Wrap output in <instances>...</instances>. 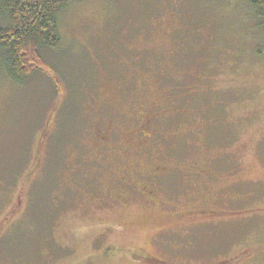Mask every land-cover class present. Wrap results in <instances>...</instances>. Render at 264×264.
<instances>
[{
	"label": "rangeland",
	"instance_id": "rangeland-1",
	"mask_svg": "<svg viewBox=\"0 0 264 264\" xmlns=\"http://www.w3.org/2000/svg\"><path fill=\"white\" fill-rule=\"evenodd\" d=\"M256 23L249 0L72 1L46 69L0 74V264H264Z\"/></svg>",
	"mask_w": 264,
	"mask_h": 264
},
{
	"label": "trees",
	"instance_id": "trees-1",
	"mask_svg": "<svg viewBox=\"0 0 264 264\" xmlns=\"http://www.w3.org/2000/svg\"><path fill=\"white\" fill-rule=\"evenodd\" d=\"M72 1L0 0V74L24 83L46 69L43 51L56 52L61 15ZM249 3L256 25L264 29V0Z\"/></svg>",
	"mask_w": 264,
	"mask_h": 264
},
{
	"label": "bare ground",
	"instance_id": "bare-ground-1",
	"mask_svg": "<svg viewBox=\"0 0 264 264\" xmlns=\"http://www.w3.org/2000/svg\"><path fill=\"white\" fill-rule=\"evenodd\" d=\"M41 69V68H40Z\"/></svg>",
	"mask_w": 264,
	"mask_h": 264
}]
</instances>
